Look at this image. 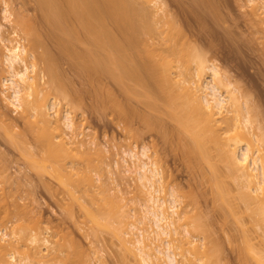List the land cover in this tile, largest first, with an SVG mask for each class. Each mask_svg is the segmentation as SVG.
<instances>
[{"label":"bare ground","instance_id":"obj_1","mask_svg":"<svg viewBox=\"0 0 264 264\" xmlns=\"http://www.w3.org/2000/svg\"><path fill=\"white\" fill-rule=\"evenodd\" d=\"M203 1L205 2V0ZM259 1L258 0H248V3L251 6V10H253L252 13L254 12L253 14L257 15V11H262L260 14L264 15V0L262 1V3H260ZM34 2L37 3L36 6H38L39 11L42 12L41 14H43L42 17H44L45 21L50 25L53 32L54 33L56 32L58 36L60 35L59 40L61 38L60 41L61 42L63 41L62 43L65 44L62 46L64 47L67 45L66 47H68V49L65 47V50H67V52L69 53V51L71 50L69 49L70 48L69 46H71L72 48H75L77 46L75 49H73L74 51L76 50L77 52L76 51L74 52L73 50H71V52L72 53L74 52L73 59H76V61L79 60L78 61V63L80 62L79 66H82V68H84L83 70H86V72L88 71V73L90 75L92 74L93 76H95L96 74L98 76L108 75V77L110 76L116 81L115 84L118 83L119 85H123L124 87L127 85L126 83L130 81L129 82L130 84L128 83V85H131V83L132 84L134 83L136 84V87L138 89L143 90V91H140L137 88H134L135 85L134 86L131 85L133 90L130 87H126V89L128 88V90L132 91V92L129 91V93L131 92L130 94H132V96L134 94L136 95L137 100L138 99L143 100V102L141 101L140 103L141 104L143 103L144 105V102H145L146 103L145 106L147 105L148 109H150L149 112H144L146 116L144 115L143 111L140 112L139 110L140 115L142 113L144 115V116L141 115L142 117L139 116V112H137L136 107H131L136 110V111L135 110L133 111L135 113L137 112L138 117L144 120V122L147 123L148 125L150 126L152 125L153 127L154 125L156 126L158 124V126H160L158 129L159 130L158 133H160V130L162 129V127L164 129V126H161V124L164 125L165 122L163 119H161L160 116H158V114L156 115V112L159 106L165 108L166 105H169V109L166 107L169 110L167 114L169 118L172 119L171 121L173 122V125L174 124L176 125L175 127L170 126V128H168L169 127L168 125L167 129L165 128L166 130L164 129V131L170 130L171 133L165 132L164 134H172V131H173V134L175 135L172 134L170 139L173 138L175 141L178 139L177 142L183 146V147L178 146V149L179 147L183 148L182 150L181 149L180 150L181 151L184 150L183 153H185L188 156L187 157L184 154L188 159L191 158L188 161L190 166L191 165L193 166V163H194L192 160L193 158L194 159L196 158V160L199 159L197 161L194 160L195 161L194 166L196 167L197 163L199 165L197 166L198 168H196L195 170L198 169L199 173H201V176L203 175L202 176V178H204L203 180H205L207 183L210 182L209 184H211L214 190L217 187L219 188L220 186V188L219 189L217 188L218 190H215V191L217 192L218 197L221 196V198H224L225 201L223 203L221 198L219 199L217 198V199L221 201L220 204L222 205L226 203V205L222 207L223 209L224 208L227 209L231 216L237 215V214H234V212L235 213H238V212L234 211V210H237L236 206L233 205L234 202L233 204L232 202H229V200H232L231 197L233 195L229 199H227L230 195V193L229 192L227 193V191L230 190V188L226 189V186H227V183L230 184L229 181L232 180L231 177L234 175L233 177L235 178L236 181L234 180L232 181L240 184L239 185L240 187L238 186L239 190L243 189V194H241L240 197H239L240 192L239 190L237 191L239 193H237L238 196L236 198L237 199L238 197L239 199L241 198L240 200L238 199V202L241 200H244L243 203L244 202L246 203V204L244 203L245 204L244 206H247V207H244V209L246 208L247 210H244V212L246 211L245 214H247V211H248L247 216L250 218L249 223H251L250 224L251 229L253 228L252 231L260 232V236L255 235L256 233L252 235L254 232H252L249 229L250 230V233H249V230L247 229L248 231L247 234L250 235L252 233L249 236V235H246V232L244 233V231L241 229L242 230L241 233H243L242 235L245 240L244 242L245 243L249 242L248 243L249 245L245 244L244 246L245 248L244 247L243 248L246 249V251L250 248L247 251L248 254H246V256H250L249 259H247L248 257L244 256L245 253H243V251L245 250H243L242 252L241 250H239L241 252V255L244 254L242 256L246 258V260H244L243 259L244 257H242L243 260L241 261L242 262L244 261L243 264L247 260L249 262L247 261L246 264H264V252L262 249L264 248V167H263V164H261L262 159L260 156L261 155L260 153L262 151L261 147L264 146L263 139L260 137L258 141L255 140L257 141V145L255 146V143L253 140L255 139V136L251 131V128H252L251 121L252 120L249 115L250 114L249 111H247V108H246L247 105L242 104L241 102L238 101L234 93L225 84V78L223 77L221 73V69H219V67L215 64L207 63V58L204 55V53L196 45L194 46V44L189 41L190 38L187 39L188 36L186 37L179 23L174 18L168 17L167 18L168 20L166 21L167 28L158 27L160 25L159 24L160 17H157V15L159 14V12H163L164 9L163 8L161 9V6H159L160 8L158 7V10H153V8L157 7V5H159L162 1L161 0H158V1L157 0H34ZM211 4L212 6L210 5V3L208 5L213 7L216 3L215 4L211 3ZM4 6H5L4 7L5 9L3 11L4 13L2 12V14L4 15V19L6 21H10L13 11L9 8V4H7L6 1H4ZM20 11H19L20 13L18 12L20 14L19 16L21 17L20 22L18 24L19 26L24 21H27V17L24 15L25 13H23L21 9ZM15 15L16 13H14L13 16ZM19 16L17 15L18 18L15 17L16 20L19 19ZM21 20H23V22ZM31 22H33V20ZM163 25L164 24H162V26ZM33 27L34 26H32V29ZM22 28H24V25ZM2 29H3V26L0 24V45L3 46L2 51L4 50L3 51L4 56L2 60L3 69L1 71L2 72L4 71L3 73H5L6 71L5 74H8V76L5 75L6 78H4L3 81L1 82V87L3 90L0 89L2 91V92L0 91V93L3 95L5 102L7 101V105L8 106L11 105L15 109V111L19 112V114L21 115V118L24 119V121L27 124L31 125V126L29 125L28 127L31 130L27 129V131L29 132L31 131V133L35 135L36 131L37 133L38 131H40L38 127H40V129L43 130V131H40L42 132V135H41L42 137L39 136L40 132L38 133V135L36 133V135L39 136V138L37 139L35 136V140L41 143L42 139L40 141L38 140L40 138H43L42 141L44 142H42L43 144L42 143L41 144L43 145V148L46 151L45 152L46 159L43 158L42 164L39 165L41 169L38 168L37 166L38 164L36 163V161L34 163L37 165H34V166H36V169L38 168L39 171L49 170L51 171L50 173L53 172V174L51 175L53 176L55 175L57 179L60 181L59 184H63V186H66V187L69 186L67 182H69L70 185L74 183L75 186L74 185L72 186L74 188L80 187L81 191H83L82 195L85 194L87 198L91 199V202L96 201L98 195L100 196L107 195V192L109 190L107 191L106 188H104L105 186L104 183H100L99 185L98 184L96 185L90 175V172H93L94 170L100 167L98 166L99 155H100L99 150L91 149L85 152L86 154L80 151V149L78 148V145L82 146L81 144L83 143L76 140L77 138H79L78 133L80 130H79V125L77 124V122L75 121V117L73 116L72 109H66L63 115H60L57 111V108L59 106V100H60L59 97L57 99L56 97L50 98L49 96V95L55 96V94L64 96L65 94H67L65 93L66 91L63 87L62 82L60 81L61 78L59 77V74H58L61 71L59 72L57 70L58 68L56 67L57 63L55 66V64H53L52 62L53 58L55 57L54 54H53L54 57L50 58L49 55H52V53H48L49 50L47 49L48 50L47 51L46 48L43 46L46 42H44L45 40L41 41L40 39L41 37H39V35L36 32L37 30L36 31L34 30L33 33L27 30L29 32L28 34H30L28 36H30L29 38L31 39H29L27 35L24 34L25 40L28 42V45L30 44V46L27 45L28 46L27 48L28 49L30 48V50H28L25 45H22L20 42L14 43V41L11 39L10 36L16 34V30L15 31L13 30L9 34H6V33L4 34L3 33L4 31ZM22 31L27 32L26 28L22 29ZM27 38L29 39V41L27 40ZM42 42H44V44ZM78 44H81V46L83 45L85 46V47L83 46L84 48L82 52L81 51L78 52L79 49L77 48L80 47V45L78 46ZM40 46H43L46 51H41L39 54H35L34 52H36V50L42 49ZM59 50H62V49H59ZM69 55L67 57H69ZM70 56H72V54ZM28 57H31L33 59V62L28 63L27 61ZM56 61H57V58H56ZM42 64L43 65L45 64L44 65L45 68ZM190 70L194 71V76H195L194 80H189L183 76L185 71H190ZM47 75L50 78L49 80L47 79L48 81L45 80V76ZM206 75H208V77H205ZM62 76L64 77V75ZM166 85L175 86V88L173 87L172 88L176 90L175 91L176 93H174L173 89L171 90L168 89V90L170 91L173 90L172 94L174 93L173 94L174 96L177 95L176 98L173 95H171V92L168 93L169 91L165 89ZM177 87L183 91L185 98L182 97V94H181L182 92L179 94L180 96L178 95ZM103 88H105V84ZM120 88H123V87H120ZM93 89H96V88H93ZM124 89H121V90H124ZM180 89H178V91H180ZM100 90H103V89H100ZM6 92H8L9 95H6L8 94ZM96 92H98L97 89H96ZM47 93H49V95H47ZM70 95L72 99H74L73 97L75 96H72L71 93ZM128 95L129 94H127V96ZM160 95H162L163 97H161ZM125 96L126 94L124 95V97ZM69 97H66L65 95L64 98L68 99V102H69L71 100V97L70 98ZM109 98L110 99L115 98L114 99L115 101H113L112 99L110 100L111 101L110 104L114 103L113 110L117 109L115 111L117 113L119 112L118 115H120L121 118H124V120L126 119L128 120V116L130 115H128V113H126L125 111V108L128 106L125 107L124 105L125 103L123 102L124 99L121 102L122 99L120 100L119 98H116V97H109ZM164 98L166 100V103H164L165 101H161V100H164ZM181 98L186 99L188 103H185L186 100L180 101ZM117 99H119V101ZM131 99H128V100L131 101ZM128 100L127 102H129ZM157 100L158 102H161L162 104L157 103ZM118 103H120L119 104L120 106H122L121 103H124L123 104L124 107H119V105H117ZM162 105H164L165 107ZM161 107L159 108L158 112L160 111ZM80 109H81V106H80ZM99 109H102L103 111L108 110V109H104L101 107ZM53 110H54V113H52ZM129 111H132V110L130 109ZM151 111L152 112L156 111V112H154L155 114H153ZM243 111H244L245 116L243 114ZM245 112L247 113V115ZM137 113L135 114V116L137 115ZM147 113H150V116L152 115L153 117L154 115L158 116L159 120L161 121L163 120L164 124L163 122H161V124L157 123L159 122V120L157 119L158 117L157 118L155 117L156 118L155 120L156 121L158 120L156 122L152 116L151 117L147 116ZM131 114L133 113L131 112ZM155 122L157 124H155ZM62 125L64 126L65 131L67 130V131H70L71 133L67 132L65 135V131H63ZM165 125L167 126V124ZM33 126L37 128V129L35 128L36 130V131L34 130L35 132H32V129H34ZM125 126H127L126 123H125ZM158 126L153 127V128L157 129ZM171 128H174V130H172ZM77 130H79L78 133H77ZM129 132H132V131H129ZM66 136L69 139H67ZM169 136L170 135H167V136L165 135L163 137L166 138V140H168L167 138H169ZM175 136H177L176 137L177 139H175ZM9 137L11 139V136ZM16 142H19V141L16 140ZM212 151H214V153L216 152V155H213V156L214 157L216 156L215 158L217 159H214V157L212 156V153H213ZM147 153L148 152L146 151V148H144L141 151V153L140 152L134 153L133 151L124 152V155L126 157H130L131 161L133 162L132 167L128 166L124 168L125 171L127 173L129 172L130 174H134L136 176L138 180L136 181V183L141 186V191H142V188L147 190L146 195L144 194L145 192H141L142 195H145L146 197L145 198L143 197L144 201H143V204L141 205L142 211L140 208V212H141V214H139L140 216L139 217L134 216V217H137L136 218L137 220L135 219V222L137 221V224L133 223L130 225L129 228L128 227L123 228L121 224H124V221L117 220L118 223L112 222L113 217L111 219L112 221L110 222H109V219L111 217L108 219H105V217H103L106 221H104V219L101 218V221L103 219V222H101L100 219L98 218V216L101 217V212L98 213L100 214L98 215L96 212L90 211L88 214L91 217V220H92L91 222L93 223L91 225L92 226L94 225L93 228H95V225L96 227L98 226L102 229L109 230L112 228V231L111 230L110 231L112 233L114 232L117 237L121 238V241L123 243L122 245H124L125 249L128 252H130L131 254H133L134 257H136V259L138 260L136 261L139 262L140 264H179L181 260L178 261L177 259L178 254H176V252H174L173 250V248L175 249L177 247L171 246V243L174 244L173 242L175 243L177 242L176 246L179 245L178 249H180L181 254L184 257L183 261H186V264H211L212 261H214L213 259L214 256L210 251L212 248H214L213 246L212 248L210 247V245L212 244V241H211L212 236L210 238V235L207 233L206 231L207 229H206L205 231L209 236L204 235V243L201 242L202 244L199 243L200 245H198V243L196 244V241H195V244H194L195 238L197 239L200 238L198 237L199 233L205 232L204 229L203 231H200V228L198 226L199 222L196 223L195 221H193V225H192L191 223L192 221H189L188 216H187L188 217V220H187V217L184 216L183 213L182 215L186 217L184 219L187 220L188 222L179 216L178 203L181 202L180 199L182 197L180 199H177L176 197L177 195L175 194L176 192H171V193L168 192L169 197L167 194H166L167 196L165 195V197H168V199H165L159 196L161 195V191H160L161 189L159 188L160 189L159 190L160 192H159L156 184H158V182H160L161 179L163 178L161 177L162 173L156 167V165L149 162L151 161L149 160L151 157L150 158L147 157ZM190 161L193 163L191 164ZM219 161L220 163L222 162V164L224 165L223 167L224 168L226 167L227 169V172L226 171L223 172V171H219L223 168L218 167L219 168L218 171L221 172L220 173L221 176L223 173L225 174L230 173L231 180H228L227 183H224V182L229 177L226 179L223 178L226 175H223V177L220 176L221 178L219 179L217 178L218 177L217 174H219V172L217 171L216 164L217 166H221ZM119 163L120 162L118 161L117 164L119 165ZM204 163H207L210 165L209 166L205 164L207 165V167L209 166L208 169H210V167H213V169L215 170L216 168L215 171L217 173H215L214 171V174L216 176L212 174L213 169H210L209 172L210 173L212 172L211 174L216 177L214 178L217 179V181L214 178H211L212 175L205 172V169H203V167L205 166ZM190 166L189 168L192 167ZM51 168L53 171L50 170ZM200 168H201V171H200ZM228 169L230 171L229 173H228ZM202 170L205 173H203ZM222 178L225 181L220 180ZM215 182L217 184L221 183V185L218 186ZM212 183L214 185L216 184L217 187L216 185L213 186ZM224 184H226L225 188H223ZM159 185L158 187H160ZM73 187H72V190H73ZM155 187L157 190L155 189ZM116 188H117L116 189L117 194L115 192L113 197H115L114 199L120 200L119 198L123 196L122 195L123 192H121V190L119 189V186H117ZM240 191L242 192V190ZM92 192L94 194H92ZM216 192L214 193L216 194ZM95 193L98 195L96 196ZM157 193H159V195ZM12 194L10 193V195ZM226 194L228 197H226ZM178 196L180 197V195ZM84 197H81V198H84ZM242 197L244 199H242ZM102 198L103 197L101 196L100 200L105 199V197L103 199ZM232 198L234 199V201L235 200L237 201L235 196ZM228 203L229 205H227ZM238 205L237 207H239ZM227 206L230 207V209H232L233 213ZM232 207L236 209L233 210ZM101 208L103 207L101 206ZM187 211L188 210H186V213L184 214L189 215L188 213L189 211L188 212ZM91 212L96 213L97 216ZM6 215L7 214H5V217ZM116 217L117 216H115L114 218L115 220H116ZM192 218L190 217L191 220ZM182 219L184 220V222H182L183 221ZM198 220L199 219H197V221ZM205 221L207 220L205 219ZM178 222H182V226L183 224H185L183 231L182 229L180 231ZM114 223L118 227L114 226ZM242 227L243 226H241L240 228ZM93 228H91V233H96L94 231H97V230ZM202 228H204V226ZM247 228H250V227L248 226ZM20 229L23 230V228H20ZM124 229L125 230L127 229V230L125 231ZM98 232L96 233V235L98 234ZM23 234L24 232L22 231V235ZM24 235H23V238H21L23 240L26 238L24 237ZM93 236L95 239L98 238L94 234ZM246 236L247 237L249 236V238H247ZM251 236H255V237L257 236L256 238H258V240H261L259 250L258 248H255L253 245H251L250 243L251 242L250 239L252 238ZM4 237H8L7 234L4 235ZM192 238L194 240H192ZM246 238L248 239V241ZM29 240L31 241L32 244H35V245H37V243L39 244V242L41 241L38 235L36 234H33L32 236H30ZM206 240L208 242H206ZM5 242L8 243L7 241ZM43 242L45 244H49V240L45 239ZM0 244H2L3 246L5 243L0 242ZM11 245H13V243ZM250 245L252 247H250ZM5 249L7 250V248ZM36 249L38 248H34V250ZM178 249H175V251ZM3 252L4 251H0V256H1L0 262L2 264H27L28 263V261L25 259H23L24 261L22 259L21 261L19 260L17 261L16 257L14 256L15 253L10 255V258L12 261H8L6 260V256L4 257ZM35 253H37V250ZM70 255L69 257H72V255L71 256ZM218 257L216 256L215 258H218ZM70 260L74 261V260H77V258L75 259V256H73L72 259L71 258L69 259V261ZM75 262L74 264H76ZM79 262L81 263L82 261L79 260ZM69 263L67 262V264ZM39 264H46V263L41 262ZM84 264L86 263L84 262Z\"/></svg>","mask_w":264,"mask_h":264},{"label":"rangeland","instance_id":"obj_2","mask_svg":"<svg viewBox=\"0 0 264 264\" xmlns=\"http://www.w3.org/2000/svg\"><path fill=\"white\" fill-rule=\"evenodd\" d=\"M4 1H6V3L9 4V8L13 11V12L11 11L12 16L10 21H6L4 19V15L2 14V12L5 9ZM161 1L162 2L159 5H157V7L153 8V10H158V7L161 6V9L162 8L164 9L163 12H159V14L157 15V17H160L159 18L160 25L158 27L167 28L166 21L168 20L167 19L168 17L174 18L179 23L186 37L188 36L187 39L190 38L189 41L193 43L194 46L196 45L204 53V55L207 58V63L215 64L219 67V69H221V73L225 78V84L234 93L238 101L241 102L242 104L247 105L246 108L247 111H249L250 113L249 115L252 120L251 131L255 136V139H253L255 146L257 145V141L259 140L260 137L263 139V143H264V15L260 14L262 11H257V15L253 14L254 12L252 13L253 10H251V6L248 3V0H215L216 2L213 0L216 4L211 0H208L209 2L207 0H205V2L203 0L202 1L201 0H161ZM262 1L263 0H260L259 2L262 3ZM209 3L211 6H212L211 3L215 5L211 7L208 5ZM36 5L37 3H35L34 0H0V24L3 26L2 29L4 31L3 33L9 34L13 30L14 31L16 30V34L10 36L11 39L14 41V43L20 42L22 45H25L26 48L30 46V44L28 45V42L25 40L24 37V34H26L28 38L30 37L28 36L30 34H28L29 32L27 30H29L32 33L34 30L35 31L37 30L36 32L39 35V37H41L40 38L41 41L45 40L44 41L46 42L45 44L44 42H42L44 44L43 46L46 48V50L47 49L49 50L48 53H52V55H49L50 58H53L55 56L52 62L53 64H55V66L57 63L56 66L58 67L57 70L59 72L61 71L58 74L59 77L61 78L59 79L62 82L63 87L66 91L65 93L68 94L70 92L72 96L76 97V99L75 97H73L74 99H72L70 93L68 94V96L67 94H65L66 97L69 96L71 97V100L69 99L70 103L68 102V99L64 98L65 95L63 96V95L55 94V96H53V95H49V93H47V95H49L50 98L56 97L58 99L59 97L60 100L57 111L60 115H63L66 109H72L73 116L75 117V121L79 125V130H80V131L77 130V133L79 131L78 133L79 138H77L76 140L83 143L81 144L82 146L78 145L80 151L85 153L91 149L99 150L100 155H99L98 166L100 167L94 170L93 172H90V175L96 185L97 184L99 185L100 183H104L105 185L104 188H106V190L109 191L107 192V195H101L103 198L105 197L104 200H100L101 196L95 193L96 196L98 195L97 200L91 202V199L87 198L85 194L82 195L83 191H81L80 187L74 188L72 186V185L75 186L74 183L70 185V183L67 182L69 186L67 187L63 186V184H59L60 181L57 179L55 175H54L55 177L51 175L53 174V172L50 173L51 171H49L48 169L47 170L49 171V173L48 171H43V170L39 171V169H41L39 165L42 164L43 158L46 159V155H45L46 151L44 150L42 145L43 144L42 142H44L42 141L43 138H40L38 140L40 141L42 139L41 140L42 144H41L40 142H37V140H35V136L38 139L39 136L42 135V132L40 131L43 130H41L40 127L37 126L38 129L40 130L38 131V133L40 132L39 136H37L38 133L35 130L36 128L35 126H33L34 129H32V132L36 131L37 135L36 133L34 135L33 133H31V131L30 132L27 131V129L31 130L30 128H28L30 124H27L24 121V119L21 118L19 112L15 111V109L11 105L9 106L7 105V101L5 102L3 95L0 93V190H1L0 191V238H1L0 242L5 243L4 244L5 246L4 245L2 246V244H0V248H1L0 251H4L3 255L4 257L6 256V260L12 261L10 255L15 253L14 256L16 257L17 261L18 260L21 261V259L22 260L25 259L28 261L29 264H39L41 262L42 263L44 262L46 264H65V263L67 264V262L68 263L70 262L71 264H74L75 261L76 264L77 263L84 264V262L86 264L88 263L89 264H140L139 262H137L138 260L136 259V257H134L133 254L128 252L125 249L124 245H122L123 243L121 241V238L117 237L114 232L113 233L111 232L112 228L109 230L102 229L98 226L96 227V225L95 228H93L94 225L93 226L91 225L93 223L91 222L92 220L88 213L90 211H94L97 214L101 212V217L98 216L100 221L101 218L103 217H105V219L111 217L109 219V222L113 220L112 222L118 223L119 220H123L124 224H121L123 228L126 227L129 228L130 225L133 223L137 224V221L135 222V219L140 216L139 214H141L140 208L142 207L141 205L143 204L144 201L143 197L144 198L146 197L145 195L147 190L142 188L141 191V186L136 183V181H138L136 176L134 174H130L129 172L127 173L125 171L124 168L128 166L132 167L133 162L131 161L130 157H126L124 155V152L133 151L134 153H138V152L141 153V151L144 148H146V151L148 152L147 157L149 158L151 157L149 159L151 161L149 162L156 165V167L162 173L161 177H163L160 181L161 183L158 182V184H156L158 191L161 189L160 190L161 195H159V193L157 194L162 198L168 199L169 197L168 192L169 193L176 192L175 194L177 195L176 196L177 199H180L182 197L180 199L182 203L179 202L178 200L179 216L183 219L188 216L189 221H192L191 222L192 225H193V221H195L196 223L199 222L198 226L200 228V231H203V229L205 231L207 229L206 231L210 235V238L212 236L211 238L212 244L210 245V247L212 248L213 246L214 248H212L210 251L214 256V257L212 256L214 261H212L211 264H219V263L243 264L244 261L242 262L241 260L243 259L246 260L245 257H248L247 259L250 258V256H246V254H248L247 251L250 248L248 249L247 248L248 246L246 245L247 246L246 248L248 250L246 251V249H244L245 244H248L249 242L246 243L244 242L245 240L243 238L242 235L243 233H241V231L243 230L244 233L246 232V235H249L247 234L248 233L247 229L248 230L250 229L252 231L253 228L251 229L250 226L251 223H249L250 218L247 216L248 211L247 214H245L246 211L244 212V210H247L246 208L244 209V207H247L244 206L246 203L245 202H244L245 204L243 203L244 200L239 201L240 203L238 202L239 197L241 196V194H243V189H240L242 190V192L239 190L238 186L240 184L234 182L236 181L235 178L233 177L234 175L231 177V179L234 180L232 181L230 179L229 169H228L229 174H225L223 172L224 171L227 172V169L226 167L225 168L223 167L224 165L222 164V162L220 163L219 161L221 166H217L216 164L217 171L220 167L223 168L219 170V171H223L222 176L220 174L221 172L218 171L220 175L217 174L218 175L217 178L219 179L223 177V175H226L225 177H223L224 179L229 177L226 181L223 178L220 180H224L225 181V182L223 181L224 183H227L228 180H231L229 181L230 184L227 183L226 186V189L230 188V190L227 191V193L228 192L230 193V195L228 194L229 197L226 194V197H228L227 199H229L232 195H233L232 197L235 196L236 198L238 196L237 193L240 192L238 199L236 198L237 201L235 200L237 203L234 201L232 197H231L232 200H229V202H232V204L234 202L233 205L236 206L237 210H234L236 208L233 207L232 208L234 211L238 212V213L234 212V214L237 215L231 216L227 209L225 208H224L225 210L223 209L226 203L224 205L220 204L221 201H219L218 199L221 198V196L218 197L217 192L215 191L220 188L219 185H221V183L217 184L215 182L219 186V188L215 184L218 189L216 188L214 190L211 184H209L210 182L207 183L205 180H203L204 179L202 178L203 175L201 176V173H199L198 169L195 170L196 168H198L197 166H199L197 162H196L197 163L196 167L194 166L195 165L194 160H196V158L192 159L194 163L191 162L192 160L190 161L191 164L193 163V166L191 165L192 166L191 167L190 164L188 163L189 159L191 158L188 159L187 158L188 156L185 153H183L184 150L181 151L183 149L181 147L183 146L177 142L178 140L176 138L177 136H175V139H177L176 141L173 138H171L173 141L170 139V137L173 134V131L172 134H164L165 132L168 133L170 132V130L164 131L165 128L167 129L168 125H169L168 128H170V126L175 127L176 125V124L173 125V122L171 121L172 119H170L167 114V112H169L168 110L169 105H166L168 109L164 106L165 105L164 103H166L165 98L164 100L161 101H165L163 103L164 105L162 106H164L166 109L159 106L158 110L161 107L162 111L161 109L160 111L162 113L159 111L160 112L159 114L158 110H157L158 113L156 111L154 112H156V115L158 114V116H160L161 119L164 120L167 126L164 124L163 120L162 121L159 120L158 116L156 115H154V117L152 116L153 114H155L154 112L151 111L153 114L150 112L154 120L158 117L157 119L159 120V122H157L158 120L157 121L155 120L157 123L161 124V122H163L164 124V125L161 124V126H164V129L162 127L160 133H158L159 132L158 129L160 126H158L156 122L155 124H157L156 126H158L157 129L153 128L156 127L154 124H153L154 126L152 127V125L151 126L148 125L147 123L144 122V120L138 117L137 112H139V110L140 112L143 111L144 113V112H149L150 109H148L147 105L145 106L146 104L145 102L144 105L143 103L142 104L140 103L141 101L143 102V100L141 99L137 100L136 95L133 94L132 96V94H130L132 91L128 90V88L126 89V87L132 88L131 85L133 86L135 85L134 88H137L136 84L131 83V85H128V83L130 82L129 81L128 83H126L128 86L125 84L126 86L124 87L123 85H119L117 83L119 85L118 86L117 84H115L116 81L110 76L108 77V75H103L104 77L99 75L101 78L100 79L97 74L96 75L94 74L96 76L95 77L92 74L90 75L88 71L86 72V70H83L84 68H82V66H79L80 65L79 64L80 62L78 63L79 60L76 61V59H73L74 58L73 54L76 51V50L74 51L73 49H75L77 46L75 48L69 46L70 47L69 49L74 51L73 53L71 52V50L69 51L70 55L72 54L73 57L70 56L67 50H65V47L67 45L64 47L62 46L65 44L62 43L63 41L62 42L60 41L61 38L59 40L60 35L58 36L56 32L55 33L53 32L50 25L45 21L44 17H42L43 16V14H41L42 12L39 11L38 6ZM20 9L22 10L23 13H25L24 15L27 17V21L31 22L33 20V22L31 23L27 21L23 22V20H21L27 32H24L25 30L22 31V29H24L22 28L23 27L22 24H20L21 27L18 25L21 19V17L19 16L20 15L19 13L21 12ZM14 13H16L15 16H13ZM17 15L19 16V19L16 20V18H18ZM41 19L44 20L42 21ZM161 22L162 24H164L163 26ZM32 26H34L33 29ZM28 38L27 40L29 41V39L31 38L29 39ZM79 45L80 47L77 48L79 49L78 52L80 51L82 52L85 46L83 45L84 46L83 47L81 46V44H78V46ZM43 46H40L43 50L42 49L36 50V52L34 53L39 54L41 51H46ZM2 47L3 46L0 45V87L3 79L6 78V76H8V74H5L6 71L5 73H3L4 71L3 72L1 71L3 69L2 60L4 56L3 55L4 50L2 51ZM66 48L68 49V47ZM28 50H30V48ZM64 53H66L67 55ZM68 55L70 59L69 57H67ZM56 58L58 62L56 61ZM27 61L28 63H31L33 62V59L31 57H28ZM62 75H64V77ZM183 76L189 80L195 79L193 70L185 71ZM205 77H208V75H206ZM47 79L48 80L50 79L48 75L45 76L46 81H48ZM66 79L68 80V82ZM99 84L102 86V88ZM104 84H105V88H103ZM172 87L175 88L174 85L173 86L166 85L165 87V89L169 91L168 93L171 92V95L176 93L175 92L176 90H174ZM93 88H96L98 92H96V89ZM0 89H2V87ZM168 89L170 90L173 89L174 93L172 94L173 90L170 91ZM178 89H177L178 95L182 92L181 93L182 97H184L185 95L183 94V91L181 89L180 91H178ZM138 90L143 91L141 89ZM129 91L131 92L129 93ZM125 94H126L125 97L127 98L124 97ZM127 94H129L130 96L129 95L127 96ZM6 95H9V93ZM160 96L163 97L162 95ZM176 96L177 95H175L174 97L176 98ZM109 97H116L119 98L120 100L122 99L121 102L124 99L123 102L125 104L121 103L122 106H120L119 105L120 103H118L117 105H119V107H124V105L125 107L128 106L125 108L126 113L130 115L128 116V120L127 119L124 120V118H121L120 115H118L119 112L117 113L115 111L117 109L113 110L114 103L112 102L113 104H110L111 103L110 100L112 98L110 99ZM114 99L112 100L115 101ZM119 99L117 100L119 101ZM126 99L127 100L131 99V101L128 100L129 102H127ZM183 100L185 101L186 99H182V98L180 99V101ZM157 103L162 104L161 102H158V100ZM185 103H188L187 100L185 101ZM100 107L108 110L103 111L102 109H99ZM129 107L132 111H129L130 110ZM131 107L137 108V112H136L137 118L135 116L136 113L133 111L135 109ZM131 112L133 114H131ZM140 112H139V116L143 115V113L140 115ZM52 113H54V110L52 111ZM150 113H147V116H150ZM144 115L146 116L145 113ZM125 123L127 126H125ZM62 127H63V131H65L63 125ZM171 129L174 130V128ZM67 132L70 131L66 130L65 135ZM165 135L166 136L170 135L169 138H167L168 140H166V138L163 137ZM9 136H11V139ZM66 138L69 139L67 136ZM15 139L19 142H16ZM178 146L181 147H179L178 149ZM261 150H262L260 153L262 159L261 164H263L264 167V146L261 147ZM212 152H213L212 156L216 155V152L215 153L214 151ZM215 157L214 159H217ZM35 161L38 165L34 163ZM118 161L120 162L119 165L117 164ZM205 164L207 163H204V165ZM34 165H37L39 169L38 168L36 169V166ZM207 165L204 166L205 168L203 167V169H205V172L209 173L210 175L214 174L216 168L214 167L215 168L214 170L213 167H210V169H213L212 170L213 173L211 172L212 173L211 174L209 172L210 169H208L210 165L208 167ZM189 166L191 168H189ZM50 170H52V168ZM205 172L203 171V173ZM215 173L217 172L215 171ZM214 175H212L211 178H214L216 176ZM215 180L217 181V179ZM158 185L160 187H158ZM212 185L215 186L213 183ZM225 185L226 184H224L223 188H225ZM71 186L73 187V190ZM117 186H119V189L121 190V192H123L122 193L123 196L122 197L120 196L121 198L118 197L120 200L114 199L115 197H113L115 192L117 194V190H116ZM231 189L235 191L233 192ZM75 190L77 191V193ZM238 190L239 192H237ZM230 191L232 192V194ZM141 192H145L144 193L145 195H142ZM214 192H216V194ZM10 193L11 194L13 193L14 195L13 194L10 195ZM92 194L94 193L92 192ZM166 194L168 195V197H165ZM178 195H180V197ZM80 196L81 197L85 196V197L81 198ZM221 199L224 203L225 201L224 198ZM242 199L244 198L242 197ZM227 205H229V203ZM237 205L239 207H237ZM101 206L103 208H101ZM228 208L230 209V207ZM186 210L189 211V212L187 211L189 215L184 214L186 213ZM230 210L232 211V209ZM94 212L91 213L96 215V213ZM182 213L186 217H184ZM5 214H7L6 217ZM114 215L117 216L116 220L114 219L115 218ZM192 216L193 218L194 217L195 218L193 219ZM190 217L192 218V220L190 219ZM196 218L199 220L197 221ZM103 219L101 222H103ZM105 219L104 221H106ZM205 219L207 221H205ZM184 220L182 222H184ZM182 222H178L180 231L181 229L183 231L185 227V224H183L182 226ZM201 224L204 226V228H202L203 226ZM114 226L118 227L117 225H115V223ZM241 226L243 227L240 228ZM245 226L247 227L249 226L250 228H247ZM20 228H23V230ZM91 228L96 229L97 231L93 230L96 233L99 231L98 234L96 235V233H91ZM21 230L25 234V235L23 234L24 237H26L24 240L21 239L23 238ZM206 231L199 233L198 237L200 238L198 239L195 238V240L192 238V240H194V244L195 241L196 244L198 243V245L202 244L201 242L204 243V235H208ZM252 232H254L253 234L251 233L252 235L256 233L255 235L260 236V232H255V231ZM6 234L8 237H4V235ZM33 234L38 235V237L41 240L39 244L37 243V245L32 244L31 241L29 240L30 236H32ZM93 234L98 238L95 239ZM249 236L246 237L249 238ZM251 237H252L250 239L251 245H253L255 248H258L259 250L261 240H258V238H256L255 236H251ZM45 239L49 240V244H45L43 242ZM5 241L10 243L8 244ZM206 242L208 241L206 240ZM12 243L13 245H11ZM173 243L174 244L171 243V246L177 247L175 249H178L179 245L176 246L177 242L176 243L173 242ZM251 245L250 247H252ZM4 247L7 248V250ZM13 247H15L16 249ZM239 247L242 249H240ZM34 248H38L39 251L38 249H36L37 253H35L36 250H34ZM175 249L173 248L174 252L178 254L177 255L178 261L181 260L182 262V263L180 262L181 264H186V261H183L184 257L182 256L180 249L176 251ZM262 249L264 252V248ZM217 250L219 251V253ZM239 250H241V252L245 250L243 251L245 255L242 254L245 257L241 255V252ZM70 254L72 255V257L75 256V259L77 258V260L69 261L70 258L72 259V257H69ZM216 256L219 257L215 258ZM242 257L244 258L242 259ZM218 259L220 260V262ZM79 260H81L82 262L80 263ZM246 262L244 264H246ZM0 264L2 263L0 262Z\"/></svg>","mask_w":264,"mask_h":264}]
</instances>
